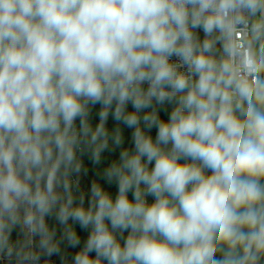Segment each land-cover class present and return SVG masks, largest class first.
Returning a JSON list of instances; mask_svg holds the SVG:
<instances>
[{"label":"clouds","instance_id":"obj_1","mask_svg":"<svg viewBox=\"0 0 264 264\" xmlns=\"http://www.w3.org/2000/svg\"><path fill=\"white\" fill-rule=\"evenodd\" d=\"M0 264H264V0H0Z\"/></svg>","mask_w":264,"mask_h":264},{"label":"trees","instance_id":"obj_2","mask_svg":"<svg viewBox=\"0 0 264 264\" xmlns=\"http://www.w3.org/2000/svg\"><path fill=\"white\" fill-rule=\"evenodd\" d=\"M154 134V133H153ZM113 191H114V189H113Z\"/></svg>","mask_w":264,"mask_h":264}]
</instances>
